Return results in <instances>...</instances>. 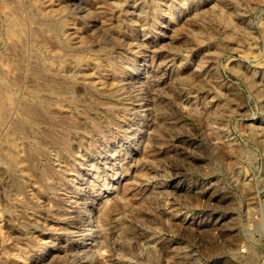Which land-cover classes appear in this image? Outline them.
<instances>
[{
  "label": "rangeland",
  "instance_id": "374dc122",
  "mask_svg": "<svg viewBox=\"0 0 264 264\" xmlns=\"http://www.w3.org/2000/svg\"><path fill=\"white\" fill-rule=\"evenodd\" d=\"M0 264H264V0H0Z\"/></svg>",
  "mask_w": 264,
  "mask_h": 264
},
{
  "label": "bare ground",
  "instance_id": "6f19581e",
  "mask_svg": "<svg viewBox=\"0 0 264 264\" xmlns=\"http://www.w3.org/2000/svg\"><path fill=\"white\" fill-rule=\"evenodd\" d=\"M101 192H102V190H101ZM103 193V192H102ZM107 196V195H106ZM93 210V209H92ZM94 211V210H93ZM89 212H91V211H89ZM104 215L106 216V218H107V216H108V211H104ZM89 214H91V213H89ZM93 215V214H92ZM94 216V215H93ZM85 218H83V220H84ZM90 221L92 222V225L90 226V227H88V224H87V221H86V219H85V223H84V230H88V229H90V228H92V226H94V224H95V219L93 218V217H90ZM84 222V221H83ZM128 231V230H127ZM131 231V230H130Z\"/></svg>",
  "mask_w": 264,
  "mask_h": 264
}]
</instances>
